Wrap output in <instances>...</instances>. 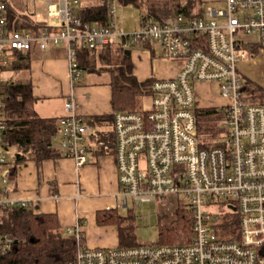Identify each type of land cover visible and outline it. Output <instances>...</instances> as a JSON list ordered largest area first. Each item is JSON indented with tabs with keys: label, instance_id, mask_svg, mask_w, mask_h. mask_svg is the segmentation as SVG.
Listing matches in <instances>:
<instances>
[{
	"label": "built area",
	"instance_id": "obj_1",
	"mask_svg": "<svg viewBox=\"0 0 264 264\" xmlns=\"http://www.w3.org/2000/svg\"><path fill=\"white\" fill-rule=\"evenodd\" d=\"M223 1V8L202 7L199 17L139 18L126 31L118 21L117 0H105L101 23L83 19L81 0H29L31 9L20 15L33 23L25 26L9 19L8 1L0 0V206L28 204L8 195L3 73L18 63L14 55L62 47L70 80L76 82L83 70L77 51L116 44L130 49L151 42L161 57L177 63V71L153 78L139 108L114 113L116 206L181 195L179 202L192 215V236L180 244L95 247L81 242L78 220L66 227L77 240L73 264H264V99L252 97L255 81L239 68L242 60L252 58L248 46L264 51V0ZM211 82L218 84L223 100L200 105L197 84ZM203 107L216 108L222 118L220 134L208 148L197 137L196 111ZM64 109L58 150L79 167L93 148L72 96ZM221 227L226 232L222 237L217 232ZM10 242L0 235V260Z\"/></svg>",
	"mask_w": 264,
	"mask_h": 264
},
{
	"label": "trees",
	"instance_id": "obj_2",
	"mask_svg": "<svg viewBox=\"0 0 264 264\" xmlns=\"http://www.w3.org/2000/svg\"><path fill=\"white\" fill-rule=\"evenodd\" d=\"M120 6H136L143 11L142 20L167 19L173 14L198 16L202 13L200 0H181L174 5V0H117ZM197 4V10L192 8ZM83 19L104 22L106 18L105 0L101 4L81 9ZM9 19H14L16 26L32 24L28 16L17 15L9 9ZM26 19V22H22ZM22 20V21H21ZM149 46L154 54L151 42ZM132 48H123L120 44L104 46L101 60L106 62V69L110 73L112 113L94 116L93 121H108L113 123L114 113L123 110H133L140 107L141 98L152 90L153 79L139 81L132 73L130 51ZM95 49H81L78 52L79 66H88V52ZM248 53L253 57L259 49L257 46L247 47ZM115 52V53H114ZM28 53V52H27ZM113 56L117 61L113 62ZM246 82H251L246 80ZM252 97L264 99V87L258 84ZM4 114L6 130L4 146H16L20 152L14 154L9 160L10 177H13L18 162L27 157L37 161L45 158L57 157L60 150L53 146V137L58 132V123L55 118H42L33 109L34 95H32L29 82L9 81L4 83ZM214 107H203L196 111L197 137L200 146L211 147L212 140L221 128L215 120L219 117ZM217 114V115H216ZM92 121V123H93ZM115 139L113 129L97 138L93 153L113 154ZM28 154V155H25ZM158 220L157 243L187 242L192 236V218L189 210L178 204L174 209V217L168 219L169 213L161 209ZM129 217V216H128ZM0 235L7 236L11 242L8 250L1 256L0 264H73L77 249V240L74 233H67L66 228L59 224L55 213L35 212L28 205L19 204L0 206ZM124 216L118 212V207L96 211V222L100 225H116L119 245L136 244L132 234L128 232L129 225L123 227ZM128 228V229H127ZM81 242L84 237L81 236Z\"/></svg>",
	"mask_w": 264,
	"mask_h": 264
},
{
	"label": "crops",
	"instance_id": "obj_3",
	"mask_svg": "<svg viewBox=\"0 0 264 264\" xmlns=\"http://www.w3.org/2000/svg\"><path fill=\"white\" fill-rule=\"evenodd\" d=\"M102 1L88 5L81 0V6H96ZM143 13L140 11L139 18ZM151 45L155 48L154 54L149 46L135 47L130 51L132 73L136 79L143 81L175 75L177 63L154 56L158 47L155 43ZM104 51V47H100L88 52V66L82 67V73L76 82L70 80L66 53L62 47H50L46 51L32 49L28 53L14 55L18 63L6 68L3 78L5 82H29L34 95L35 112L42 118H55L57 122L66 114L64 101L72 96L76 112L83 117L87 125L88 140L94 150L97 138L110 132L113 127L112 122L93 121L94 116L113 112L110 103L111 86L109 79L98 83H90L91 80L87 83L82 81L84 71L98 72L101 66L97 65V62L102 61L100 57ZM247 61L242 60L239 65L242 72ZM201 84L204 83L197 86ZM56 135L58 140L53 141V146L58 149L61 137L59 131ZM5 149L8 162L13 160L14 154L20 152L16 146H6ZM93 150L88 155L87 162L79 167L69 157L57 156L41 161L31 156L23 159L18 162L13 177L9 176L8 195L16 200L27 201V205L35 212L55 213L62 227H72L80 220L86 245L110 247L119 244L117 226L112 225L117 233L115 241L107 242L104 237L100 238L97 231L107 225L96 222V211L113 208L118 202L119 185L115 161L113 154L97 155Z\"/></svg>",
	"mask_w": 264,
	"mask_h": 264
},
{
	"label": "rangeland",
	"instance_id": "obj_4",
	"mask_svg": "<svg viewBox=\"0 0 264 264\" xmlns=\"http://www.w3.org/2000/svg\"><path fill=\"white\" fill-rule=\"evenodd\" d=\"M9 4V9L11 12L16 13V16L20 15L21 12H26V9H31L29 0H7ZM100 0H82L85 4H95L98 3ZM181 0H174V5L177 4ZM201 6L203 8L207 6H217V7H225V2L223 0H200ZM192 10H197V4L194 5ZM117 14L119 17V23L123 26L126 31L133 30L135 22L139 21L140 16V9L136 6L130 5H117ZM140 46H137V48ZM142 48V46H141ZM146 48V47H144ZM143 48V49H144ZM115 53V52H114ZM156 53L154 56H160V48L156 49ZM97 55V53L95 54ZM246 62V66H244V71L242 72L248 79L251 81H255L254 84H263L264 85V51L257 52L255 56L249 58ZM117 61V57L113 56V62ZM101 66L98 68V72H89L84 71L83 73V83H98L102 81H107L110 77V73L106 69V62L98 61L97 65ZM105 65V66H104ZM93 73V74H90ZM82 77V76H81ZM91 78V79H90ZM244 78V76H243ZM257 82V83H256ZM197 92L199 93L198 99L200 100V105L207 106L210 104H217L220 103L223 99L220 96L221 91L219 86L216 82L211 83H204L200 86H197ZM202 98V100H201ZM142 101V100H141ZM140 101V102H141ZM222 118L215 116V120L218 125L221 122ZM220 134V133H218ZM58 136V135H56ZM56 136L53 137V141L57 142ZM217 137V136H215ZM179 199L175 196H168L166 200H152L149 202H142L136 203L129 200L128 206L124 207L118 206L119 214L124 216L125 219L122 223L123 227H127L129 225V229L127 230L130 232L137 243H152L156 242L158 239V220H159V212L161 209L168 210L169 217L171 219L174 217V209L178 204L181 205L179 202L182 199V196H178ZM224 209V208H223ZM222 216L225 218V213L223 211L220 212ZM129 216V217H128ZM114 226V225H113ZM112 225L108 224L106 227L98 230V236L104 237L107 242L115 241L117 238V233L115 232L116 229ZM219 236H225L226 232L225 229L221 227L220 231L218 230ZM111 246V245H110Z\"/></svg>",
	"mask_w": 264,
	"mask_h": 264
}]
</instances>
